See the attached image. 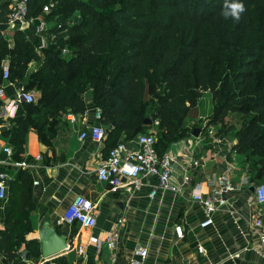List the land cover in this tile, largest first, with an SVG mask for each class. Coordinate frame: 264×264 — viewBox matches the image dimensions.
<instances>
[{
  "label": "trees",
  "instance_id": "16d2710c",
  "mask_svg": "<svg viewBox=\"0 0 264 264\" xmlns=\"http://www.w3.org/2000/svg\"><path fill=\"white\" fill-rule=\"evenodd\" d=\"M241 2L246 10L235 22L221 16L223 0H29V18L54 24L47 34L54 47L39 55L19 30L9 47L0 30V82L7 60L8 80L38 92L14 119L21 144L32 127L51 147L48 132L64 114L83 113L90 90L110 149L146 133L149 118L158 122L155 149L163 155L198 127L187 119L208 95L205 128L235 137L252 181L264 182V0ZM9 4L0 0V23ZM29 179L23 174L8 184L0 249L13 261L31 231Z\"/></svg>",
  "mask_w": 264,
  "mask_h": 264
},
{
  "label": "crops",
  "instance_id": "0c3cea01",
  "mask_svg": "<svg viewBox=\"0 0 264 264\" xmlns=\"http://www.w3.org/2000/svg\"><path fill=\"white\" fill-rule=\"evenodd\" d=\"M33 19L22 30L0 23V30L9 47L14 45L12 36L16 30L25 34L39 55L41 50L37 47L43 38L47 45L54 47L47 37L54 24L47 23L46 30L39 33L38 17ZM5 65H8L7 60H4L3 67ZM36 67L37 63L31 62L27 74ZM0 84L5 92V97L0 99V158H7L3 147L12 149L9 164L0 165V172L8 176V184L23 174L28 175L29 194L34 204L27 215L31 231L25 235L27 242H33L29 245L23 242L16 248L15 262L127 264L136 247L145 246L148 256L144 264H264L262 244L250 226V218L255 211L264 213V208L255 204L254 192L249 189L251 184L257 183L252 181L251 163L236 153L233 148L237 142L235 137L218 135L222 137V142L216 143L208 134L206 123L198 125L195 122L203 117L201 112L187 119L188 126L198 125L201 129L199 135L193 136L191 132L166 151L176 159L170 188L164 192L158 190L154 197H150L155 183L152 178L142 179V189L136 193L113 190L97 180V161L107 155L110 147L105 139L96 143L90 137L80 138V134L96 122L93 117L96 106L90 90L84 93L85 111L64 114L48 132L52 144L48 147L32 127L26 131L21 144L14 119L24 115L26 103H17L15 115H9L7 106L16 98L17 86L15 82L3 78ZM157 123H154L155 127ZM15 161H24L28 167H13L11 163ZM223 174H227L233 182L234 189L225 193L227 203L215 211L212 225L201 228L199 223L203 219V207L192 198L193 192L200 189L207 193ZM77 195L89 198L95 205L96 226L93 230L82 228L79 223L69 225L59 221ZM6 201L7 197L0 200V231L6 227ZM119 218L121 223L116 225ZM46 225L58 235L66 236V245L69 244L70 248L43 257L39 237ZM113 225L119 232L116 248L111 250L104 245L97 252L89 242V236L95 234L104 238ZM176 225L183 227L182 237L176 235ZM199 245L204 248L203 254L198 253ZM79 246L85 248L83 256L77 252ZM38 251L39 254H35ZM236 253L239 256L231 258ZM14 261L0 249V264H15Z\"/></svg>",
  "mask_w": 264,
  "mask_h": 264
},
{
  "label": "built area",
  "instance_id": "2783aa9c",
  "mask_svg": "<svg viewBox=\"0 0 264 264\" xmlns=\"http://www.w3.org/2000/svg\"><path fill=\"white\" fill-rule=\"evenodd\" d=\"M28 2L29 0H13L9 4V12L7 14V22L10 26L18 27L22 30L25 26L33 22V18L28 17ZM49 6H44L43 12H48ZM37 30L42 33L46 30L47 23L38 18ZM53 38V37H52ZM47 41L43 38L40 41L37 49L42 50L47 47ZM65 54L66 50H62ZM9 69L8 65L3 67L2 78L8 79ZM16 98L9 102L8 114L13 116L16 113V104L19 102L34 103L36 96L34 90H27L24 84H19L16 87ZM5 97L3 86L0 84V99ZM94 125L90 126L88 131L82 132L80 138L90 137L96 143H101L106 136V131L100 120L102 117L101 110L96 107L94 110ZM215 127L209 126L208 134L213 136L216 143L222 142V137H218ZM156 138L152 131L140 133L133 139L118 142L112 147L106 156L98 159L95 175L98 181L104 182L113 190H125L130 193L139 192L142 189V179L152 178L155 180L153 188L149 196L154 197L157 191H166L170 188V176L173 171L176 159L168 153L158 155L155 149ZM2 151L6 154L7 158H0V165L9 164L8 160L12 154V149L9 146L3 147ZM40 158V156H37ZM196 164V162H195ZM13 167L27 168L28 165L24 161L12 162ZM9 178L4 172H0V200H6L8 190ZM234 189L233 182L223 174L217 180L215 186L207 193L202 192L200 189L193 192L192 198L203 207V219L200 221L201 228L212 225L213 214L222 205L227 203L225 193ZM255 204L258 207L264 208V182H258L254 189ZM122 219H118L116 225L121 223ZM250 226L253 232L257 235L260 243L262 244V256L264 257V213L257 210L250 218ZM60 222L72 225L79 223L82 228L93 230L96 226V213L95 205L92 200L82 195H77L67 206L63 212ZM113 225L107 232L104 238H99L95 234L89 236V242L95 246L97 252H100L102 247L106 245L109 249L114 250L119 237V232ZM175 232L178 237L183 236V227L181 225L175 226ZM70 245L67 244L65 249H69ZM198 253L203 254L204 248L199 245ZM79 255L85 254V248L79 246L77 248ZM148 256V250L145 246H138L134 250L132 256L127 264H144ZM236 253L233 257H238ZM107 264V263H97ZM193 264H201L195 262Z\"/></svg>",
  "mask_w": 264,
  "mask_h": 264
},
{
  "label": "water",
  "instance_id": "95a60500",
  "mask_svg": "<svg viewBox=\"0 0 264 264\" xmlns=\"http://www.w3.org/2000/svg\"><path fill=\"white\" fill-rule=\"evenodd\" d=\"M145 124L149 123V120L144 121ZM200 128H194L192 131L193 136H198L200 133ZM250 191L254 192L255 184H251L249 187ZM40 242H41V255L43 257L51 256L55 253L61 252L66 248V236L58 235L54 229L44 226L40 232Z\"/></svg>",
  "mask_w": 264,
  "mask_h": 264
},
{
  "label": "rangeland",
  "instance_id": "374dc122",
  "mask_svg": "<svg viewBox=\"0 0 264 264\" xmlns=\"http://www.w3.org/2000/svg\"><path fill=\"white\" fill-rule=\"evenodd\" d=\"M50 6H53V4H50ZM49 6V7H50ZM77 17V16H76ZM35 96H36V101H37V98H38V92L35 90ZM35 101V102H36ZM197 110V111H196ZM195 111H194V113H193V115H195V116H192V117H190V118H193V117H196L197 115V113H199V112H201V114H202V116L203 117H201V118H198V120H195V122L198 124V125H200V124H202V123H206L208 120H209V116H210V112H211V101H210V98H209V96L208 95H204L203 96V99H202V101H201V103L198 105V108L196 109ZM145 120H149V123H147V124H145L144 123V121ZM232 121H234V120H232ZM151 120L149 119V118H145L144 120H143V125L144 126H146V131H144V132H149V131H153V130H155L156 131V128H155V126L154 125H151ZM155 128V129H154ZM155 131H153V132H155ZM250 167H251V165H250ZM252 173L254 174V170H253V168H252ZM257 183H258V181H256Z\"/></svg>",
  "mask_w": 264,
  "mask_h": 264
},
{
  "label": "clouds",
  "instance_id": "9594fccd",
  "mask_svg": "<svg viewBox=\"0 0 264 264\" xmlns=\"http://www.w3.org/2000/svg\"><path fill=\"white\" fill-rule=\"evenodd\" d=\"M245 10V6L241 0H223L221 16L226 20L231 19L239 22Z\"/></svg>",
  "mask_w": 264,
  "mask_h": 264
}]
</instances>
